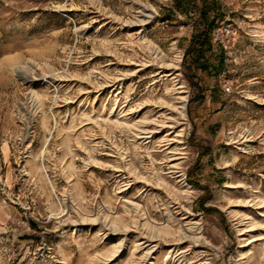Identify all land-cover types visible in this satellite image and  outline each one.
<instances>
[{
	"label": "rangeland",
	"instance_id": "1",
	"mask_svg": "<svg viewBox=\"0 0 264 264\" xmlns=\"http://www.w3.org/2000/svg\"><path fill=\"white\" fill-rule=\"evenodd\" d=\"M171 257L264 264V0H0V264Z\"/></svg>",
	"mask_w": 264,
	"mask_h": 264
},
{
	"label": "bare ground",
	"instance_id": "2",
	"mask_svg": "<svg viewBox=\"0 0 264 264\" xmlns=\"http://www.w3.org/2000/svg\"><path fill=\"white\" fill-rule=\"evenodd\" d=\"M179 59H177V61H178ZM33 65H35V64H33ZM176 66H177V64H176ZM176 68H178V67H176ZM16 69H20V66H16ZM172 74H174V73H171V75ZM27 79H29L30 81L31 80H35V79H37L36 78V76L34 75V76H28L27 77ZM179 88H182L181 86L179 87ZM182 92H184V91H180L179 93H180V96L179 97H177V99H178V103L180 104V106H179V108H180V110L182 111V114H185V110H186V102H187V97L186 96H184V95H182ZM172 107H174L175 109L177 108V106H172ZM121 112V111H120ZM123 112H121V114H122ZM169 118V117H168ZM171 120L172 119H169V122H171ZM163 123H165V122H163ZM115 125L116 126H122V127H125V126H127L128 128H129V124H128V122H127V120H120V119H117L116 120V122H115ZM137 126V125H136ZM139 126L140 125H138L137 127L139 128ZM172 128H173V126H172ZM139 130V129H138ZM170 131V130H169ZM141 132V131H140ZM175 132V131H174ZM168 134H169V132H167ZM170 168H171V172L174 174V175H177V177H181V179H180V182H182L183 184H184V186H188V188H186L184 191L186 192V193H190V186H189V184H188V182H187V180H186V178L184 179V174H181V175H178L177 173H178V171H177V168H178V163H174V164H171L170 165ZM176 177V176H175ZM134 206L136 207V209H137V211H138V213L141 211V209H140V206H136L135 204H134ZM138 216H140V214H138ZM142 216V215H141ZM112 224L115 226V227H117L118 225H119V223L117 222V221H113L112 222ZM253 225H252V227L255 225L254 223H252ZM145 225H147V226H150V222L148 221V220H146V223H145ZM156 227V226H155ZM240 231H241V235H244V234H246V232L247 231H249V229L248 230H246L245 228H242V229H240ZM165 234H166V232H165ZM255 240H257V239H248V238H244L243 239V242L245 243L243 246H247V245H249V244H251L253 241H255ZM148 241V240H147ZM126 242V238H123V239H120L118 242H117V249L119 250L120 249V246H122L124 243ZM145 243V242H144ZM144 243H143V241H142V243H140L139 242V244L141 245V244H143L144 245ZM137 248H138V246H137ZM145 249H146V255L148 256V255H150V253H151V251H152V249H153V246H149V245H146V247H144ZM174 258V257H173ZM172 257H171V259L169 260V261H167V264H183L184 262H183V260H180V258L179 259H173ZM151 264H154V263H151Z\"/></svg>",
	"mask_w": 264,
	"mask_h": 264
},
{
	"label": "trees",
	"instance_id": "3",
	"mask_svg": "<svg viewBox=\"0 0 264 264\" xmlns=\"http://www.w3.org/2000/svg\"><path fill=\"white\" fill-rule=\"evenodd\" d=\"M206 12L204 13V16L206 17ZM207 20V18L205 19V21ZM206 23V28H205V31L204 32H202L201 34H200V37H204L203 38V40L201 41V43H200V46H199V48H193V52L194 53H198V54H200L201 52H202V50H203V48L210 42V32L212 31V29H213V24L212 23H210V24H208V22L206 21L205 22ZM197 39V37H194L193 38V40H196Z\"/></svg>",
	"mask_w": 264,
	"mask_h": 264
},
{
	"label": "built area",
	"instance_id": "4",
	"mask_svg": "<svg viewBox=\"0 0 264 264\" xmlns=\"http://www.w3.org/2000/svg\"><path fill=\"white\" fill-rule=\"evenodd\" d=\"M226 90H230V87L228 85H225Z\"/></svg>",
	"mask_w": 264,
	"mask_h": 264
}]
</instances>
